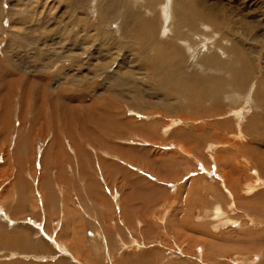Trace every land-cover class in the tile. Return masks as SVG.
Wrapping results in <instances>:
<instances>
[{
    "label": "rangeland",
    "instance_id": "obj_1",
    "mask_svg": "<svg viewBox=\"0 0 264 264\" xmlns=\"http://www.w3.org/2000/svg\"><path fill=\"white\" fill-rule=\"evenodd\" d=\"M175 1L177 3V0ZM214 1L216 0H207L210 4H215ZM117 2L118 0H81L77 5L75 0H0V74L14 72L22 84L27 85L30 83L25 78L44 76L42 82L40 81L43 86L39 85V94H36L40 101H36L34 95H27L23 89L27 85L22 86L19 81L15 82L17 84L12 80L0 83V234H9L11 240L14 239L9 245H6L4 240L0 241V264H96L95 261H100L106 254L103 250H95L98 253L94 251L95 239L99 240L96 235L98 232L105 238V248L114 253V261H127L126 259L142 256L145 251L159 256L160 251H163L166 256L163 259L177 257L184 262L186 258L183 252L187 248L186 240L183 239L185 228L191 227L193 221L202 225L204 230L198 231L203 233L202 235H195L198 236L196 239L201 237L199 250L205 253L203 245L206 248L209 244L214 245L215 256L219 253L216 247L219 249L222 246L219 249L222 252L218 255L226 256L224 250L229 247L231 250L227 249V254L233 257L231 251L235 248L237 251L241 249L246 259L258 254L260 258L256 264H264V241H261L264 240V187L258 188L250 195L245 193V183L251 182L253 175L258 173L264 177V129L248 123V119L253 115H257L256 118H264L261 107L250 109V115L248 114L247 121L243 124L244 134L248 133L245 140H232L242 146L241 151L235 150L236 146L234 148L232 141V146L226 145L223 150L217 144L215 161H212L203 147L207 143H224L223 141L227 142L232 138L228 133L235 132V118L232 116L234 113L228 115L227 112L235 106H243L241 101L238 103L236 100L234 104L229 102L228 106H224L226 110L219 113L220 116L212 115L205 123L198 121L190 125L189 120L194 118L183 105L171 112L151 104L147 108L157 116L150 117L144 108L137 112L133 104H125L124 100L118 98L117 92H108L104 97L105 101L114 100L120 107L116 112L121 114L122 118L141 126L140 128L143 127L145 131L131 130L120 136L106 138L99 133L101 139L105 138L101 141L102 147L84 143L81 137H77V130V133L73 132L74 137L65 133L63 124L59 121L61 115L70 116L73 112L82 113L85 110L83 114H86L90 105V99L88 102L77 100L78 103L72 95L83 93L90 87L92 94L115 88L117 85L114 81L104 78L106 74L113 72L117 79L125 73L130 74L131 70V79H141L144 83L149 80L146 73L152 60L138 57L140 51L147 53L148 46H132L130 32L123 30L124 20L121 18L124 14L121 12L117 20L122 21L121 30L115 32L113 27L103 28V24L115 19L116 13L127 10L131 12V0H119V6ZM218 2L221 6L232 9L234 14L249 13V16L255 15L254 20L262 17L259 4L261 0ZM135 5L136 10H139L140 5ZM104 11L106 14H103ZM106 15L110 17L107 18ZM82 25L88 27L83 28ZM150 25L152 31L146 34L155 42V39L158 40L155 35L158 34L157 29L160 26L157 21L154 22L153 16ZM102 30L103 33H100ZM74 35L81 36L80 40L85 41L87 36L90 37L89 43L74 41L77 39ZM30 38L35 41L34 47L25 46V41ZM205 39H211V36ZM162 41L169 43L166 38ZM43 51L47 53L45 60ZM35 54L38 60L35 59ZM152 56L149 59H152ZM48 60L52 63L51 67L39 69L44 67ZM78 61L80 63L74 66ZM174 65L175 68L172 67ZM191 65L192 59L184 65L183 72L178 71V64L174 63L165 62L161 68L166 69L168 66L173 83L180 82L185 86L188 84L194 91L203 89L211 75H221L209 71L201 73L199 68L196 71L197 67ZM245 78L246 85L239 89L243 94L249 92L246 90L255 81L247 80L246 73ZM147 85L144 87L143 101L151 103V94L162 93L148 88ZM116 88L119 89L118 86ZM65 92H68V96L70 93L72 98L66 96ZM256 96L260 101L261 93H256ZM153 101L160 103L161 99ZM168 101L170 105L191 102L184 96H171ZM221 101L224 102V99L221 98ZM164 102L166 100L162 101ZM255 104L257 106V102ZM199 106L202 107L200 104ZM193 112L196 114L195 110ZM35 113L37 120L33 124ZM171 118L183 120V123L176 130L173 128L168 134H163L162 126ZM215 120L219 123L224 120L226 124H230L227 131L196 130ZM75 142L79 144V151L73 147ZM244 144L248 145L247 148L243 147ZM122 147L130 149V155L134 158L130 159V155L122 153ZM45 154L49 157H45ZM135 156L138 158L136 161ZM53 158L55 166L52 164ZM83 162L84 173H79L78 164ZM145 164H149V168H145ZM156 174L162 177L158 178ZM222 180L230 191H238L240 195L243 192L246 195L242 194L237 200L242 209L240 212L250 208L247 211L249 216L262 222V225L215 229L208 217L198 220L194 218L198 213L210 210L216 201L225 200ZM53 191L57 194L54 201L53 197L48 195ZM215 192H219L220 197H215ZM38 193L47 194H42L48 202L45 203V209L36 204V199L40 197ZM224 202L226 203V200ZM192 211L194 216H191ZM235 214L230 215L235 218ZM10 219L15 222L13 225ZM33 221L41 224L33 225ZM243 232L251 233L246 235ZM254 237L257 241L259 239V243ZM238 238L249 239L250 242L247 241L250 244L240 243ZM193 244L197 243L192 242L190 245L187 264H205L200 262L202 258L196 255L197 247ZM10 252L20 254L16 256ZM213 258L216 260V257ZM205 260H208L209 264L215 263L209 256ZM217 262L230 264L228 261Z\"/></svg>",
    "mask_w": 264,
    "mask_h": 264
},
{
    "label": "bare ground",
    "instance_id": "obj_2",
    "mask_svg": "<svg viewBox=\"0 0 264 264\" xmlns=\"http://www.w3.org/2000/svg\"><path fill=\"white\" fill-rule=\"evenodd\" d=\"M80 1L81 0H75L77 5L79 4ZM140 1H141V3H140ZM250 1H252V0H250ZM117 3H118V5L117 4L116 5L119 6V0ZM131 3L133 4V6L131 5L132 6L131 12H130V10H127V11H120V12L116 13V16L114 19L115 25L117 26L116 31L118 32L119 30H121V23L120 22H122V21L118 22L117 20H118V18H120V14L122 12L124 14L123 17H125V19H124L121 16L122 17L121 19L124 20L123 30H125V32H130V37H131V39H133V43H131L132 46L134 44H136V46H139V47L141 46L142 48H144L145 46H148L147 53L144 51H140L138 57L141 56L140 59L144 58L147 61L152 60L149 67H148L147 73H146L147 76L149 77V80L146 83H144V81L142 82L141 79H137V80L131 79V77H132L131 76V73H132L131 70L129 71L130 74L125 73V75H123L121 77L119 76V79H117L115 77L116 75L114 72L113 73L110 72L111 74H108V75L106 74L104 78H106L107 80L109 79L111 81H114V83L119 87V89L116 88L117 86H114L115 88L111 87V89L109 91L105 90L104 92L103 91L100 93L95 92L94 94H92L91 89H90L91 87H90L89 89H87L83 93L81 92L78 95L77 94L72 95L74 97V99L76 98L75 101L78 100V101H85V102L87 101L88 102V100L90 99V102H89L90 105H88V108H87L88 112L86 114H83V113H85V111H86L85 110L82 113L73 112L74 114H72L70 116H67L66 114L61 115V118L59 119V121L63 124L62 127L64 128V131L67 134V136L72 137L73 132H76V130H77L78 131V133L76 132L78 134L77 137H79V139L82 138L84 143L88 142L93 147L94 146H101L102 147L103 145H102L101 141H103V139H105L106 137L120 136L121 134H123L127 131H131V130L135 131V132H139V131L143 132V130H144L143 127L140 128L141 126H137L135 123L122 118V115L121 114L119 115V113L116 112L117 108L119 106L115 103L114 100L105 101L104 97L106 96V94H108V92L109 93H116L117 92V97L124 100L125 104H133V108L136 109L137 112L139 110H141V108L142 109L144 108L143 110H145L147 112V115H149L150 117H156L157 116V114H155V112H151L147 108L151 104H155L158 107H161L162 109H164L165 111H171V110L174 111V109H180L181 105H183L191 112V114L194 118V119L189 120V123L191 122L190 125L192 123L194 124L195 122H198V121H202L205 123L210 118V116H212V115H215V117L220 116L219 113H222L221 111L226 110V108H224V106H228L229 102L234 104V103H236V100H238V103H239V101H241L240 103L243 106L240 105L241 107L237 108L239 106L237 104L238 106H235V108L233 107V109H231V111H229V112H227L228 110L226 111L228 115H230V113H234L232 116L235 118V123H233V126H234L233 128H235V132H233V133L230 132V134L228 133V135H230V137H232V138L228 139L227 142L223 141L224 143H213V142L207 143L204 145L203 149H206V151H207L209 157L212 159V161H215L214 153H216V151L218 150V147H217L218 145H220V147H221L220 149L223 150V148H226V145L227 146L231 145L233 142L235 144L234 148L236 146L235 150L237 152L241 151L242 146H239V144H237L238 142L235 143V141H236V139L242 140L248 135L247 132H246V135L244 134L245 131H244L243 124L246 123V121H247L246 119L248 118V114L250 113V109L252 107H261V111L264 113V0H261V3H259L260 8H262V11H260V15L262 17H260V19H257V20H254L255 15L249 16L248 15L249 13L234 14L232 9L230 10V8H228V7L226 8L224 6H221L220 2H218V0L214 1L215 4H210L209 2H207V0H177V3L175 0H131ZM243 3H245V2H243ZM108 4L111 5L110 2ZM135 4L140 5V7L138 8L139 10H136L137 6ZM126 9H127V7H126ZM128 9H129V7H128ZM100 14H101V12H100ZM103 14H106V12L104 11ZM108 16H107V18H108ZM151 16H153L154 22L157 21L159 23V26H160V28L157 29L158 34L155 35L156 38H158V40L155 39V42H152L150 40L151 38L149 39V37H147V34H146V32L152 31L150 29L151 28V25H150ZM112 21L113 20H111V21L109 20L107 22H108V24H110V22H112ZM79 23H81V22H79ZM82 26H83V28L88 27V26H84V25H82ZM155 29H156V25H155ZM86 32L88 33V31H86ZM98 32H99V30H98ZM100 33H103V30ZM121 33H123V32H121ZM135 34H138V35H135ZM125 35H126V33H125ZM74 36H76V38L78 37L77 35H74ZM208 36H211V39H205V37H208ZM25 38H27V37H25ZM164 38L168 39L169 43L162 41V40H164ZM77 40H80V39L78 38ZM74 41H75V39H74ZM80 41L84 42L85 40L82 39ZM25 42H26L25 46L28 45L29 47H34V44H35L34 39L30 38V40H26ZM176 43H178L179 46L181 45V47H179ZM75 44H77V43H75ZM133 47H135V46H133ZM181 48H184V50L182 51ZM138 50H141V49H138ZM228 52L231 55L226 54ZM46 54H47L46 51L42 52V55L45 56V57H43L44 60L46 58ZM39 56H41V54H39ZM150 56H152V59H149V58H151ZM35 59L38 60L37 54H35ZM191 59H192V65L194 64V66L197 67L196 71L199 68L201 70V73H203L204 71H209L212 73H221V75L220 74L219 75H211L210 74L212 77L211 76L209 77L205 87L203 89L201 88L200 90L194 91V90L189 88L188 84H187L188 86L187 85L185 86V84L180 83V82L173 83V80L171 79V77L169 75L170 69H167L168 66L166 67V69H165V67H164V69L161 68V65L164 64L165 62H167V64L174 63V64H178V71L183 72L184 65L189 63V61H191ZM79 63H80L79 61L75 62L74 66L78 65ZM51 65H52L51 61L48 60V61H46L45 66L42 68H39V69L43 70V69L51 67ZM240 65H242V66H240ZM79 67H81V66H79ZM172 67L175 68V65ZM93 68L95 69V67H93ZM176 68H177V66H176ZM171 71H172V69H171ZM209 72H206V73L209 74ZM245 73L248 74L247 80H249V81L255 80L251 84L250 88L249 87H248V89L246 88L247 90L244 89L246 91H249V92H247L248 94L246 92H245V94H243L244 92L243 93L239 92V89H241L242 86L246 85L245 84V79H246ZM92 75H93V73H92ZM42 76L43 75H40V76L37 75L36 78H33V77L32 78H25V79H28V83H30V85H27V83L22 84V82L19 80L17 75L14 74V72L12 74L11 73H8L5 75L0 74V83H3L4 80H12V81H14L13 82L14 84H17L15 82L19 81V83H21L22 86L27 85L26 88H23L24 92L30 96L34 95L35 96L34 98H36V101H37L39 99H38V97H36L37 96L36 94L37 93L39 94L38 88H39V85L40 86L42 85V84H40V81L42 82V80H43ZM133 76H134V73H133ZM145 84L149 85V86L147 85L148 88H151L154 91H160L162 93V94H155L154 93V95L151 94L152 95L150 98L151 103H147V101L145 103L143 101V93H144ZM45 85H46V83H45ZM95 85H97V84L95 83ZM42 91L45 92V90L43 88H42ZM259 92L262 95L260 98V101H258L259 97L256 96V93H259ZM65 95L68 96V92H65ZM75 95H77V96L75 97ZM124 95H127V96L123 97ZM157 95H161V96L157 97ZM69 96H70V93H69ZM72 96H70V98H72ZM171 96H179V97L184 96V97H186V99L188 101H191V102H189V103L188 102L175 103V104L170 105L168 98H170ZM158 98L161 99L160 103L153 101V100L158 99ZM221 98L224 99V102L221 101ZM165 100H166V102L162 103V101H165ZM255 102H257V106H256ZM199 104L202 105V107L199 106ZM0 105H1V101H0ZM84 105H86V104H84ZM136 106L138 108H136ZM36 107H38V106H36ZM218 108H220V110H217ZM39 109H40V107H39ZM193 110H195L196 114H194ZM37 111H38V109H37ZM37 111H36V113H37ZM182 111H183V109H182ZM36 113L34 115L35 117L32 120L33 124L37 120V116H36L37 114ZM256 117H257V115L251 116L248 119V123L250 125H259V127L261 126V128L264 129V118H256ZM216 119H218V118H216ZM227 120H228V118H227ZM182 123H183V120H180L177 118H171L168 122H166L162 126L161 131L163 134H168V132H170L171 129L175 128V130H176V128H179L178 126H181ZM227 125H228V123L226 124V122L224 120L221 121V123H219L218 120H217V122L215 120L214 122L213 121L209 122L208 126L198 127V128H196V130H199V132H208L209 130H214V131L218 132V129H220L221 131L225 129L227 131L230 124L228 126ZM219 127H221V128H219ZM191 128H193V126ZM76 133H74V134H76ZM99 133L105 138L101 139V137H100L101 135L100 136L98 135ZM144 135H146V134H144ZM185 137H187V136H185ZM189 138H190V136H189ZM233 139H235V141H232ZM247 142L248 141H246V143ZM247 144L249 145L250 142H248ZM247 144H244L243 147L247 148V146H248ZM212 145H214V146H212ZM215 145H217V146H215ZM73 147H74V149H78V151L80 150L79 144H77L76 142H75V145ZM180 147H182L181 144H180ZM180 147H179V149H180ZM123 149L124 150L122 151V153L128 154V155L131 154V152L129 151L130 149H128V148H123ZM181 149L183 150V148H181ZM185 152H186V150H185ZM186 154L188 155V153H186ZM45 157H49V155L46 156V154H45ZM133 158H134V156L130 155V159H133ZM137 159L138 158L136 157L134 161H136ZM54 162L55 161L53 158L52 164ZM53 165L55 166V163ZM82 167L85 168L84 162L81 164L80 163L78 164L79 173L80 172L84 173V170H82ZM144 167L149 168V164H145ZM61 174L62 173H60L59 176H61ZM156 176L158 178L162 177V176H159L158 174H156ZM253 176L254 177H253L251 182L249 181V182H247V184L245 183L246 195H250L253 191L257 190L258 188L264 187V177L259 176L258 173L253 175ZM221 182H222L221 185L223 186L222 192L225 193L223 195V198H225L226 203L224 202L225 200H222V201L218 200L215 202V204L212 206V208L210 210L205 208L206 211H209V213L206 211L205 212L202 211V213L200 212V213H198V215L195 214L196 216H194L193 215L194 213L192 211L191 216L193 215L196 220L200 219L201 217H205V216L208 217V219L211 220L212 227L215 229H219V227H221L223 229V227L226 228V227H233V226H240V225H249V226L256 225L255 227H257V225H262V222L257 221L254 218L252 219L249 216V213L247 211L250 208L248 210H246L245 212L244 211L240 212V211H242V209H240V207L238 206L237 200L239 199V197H241L242 194L244 195V193L242 192L240 195L238 191H230L226 187V185L224 184L223 180ZM18 184H19V182H18ZM21 185H23V184H21ZM21 188H22V186H21ZM54 193H55L54 191L50 194H48V192H47V194L49 196L53 197V201L56 199V196H57V194L56 193L54 194ZM215 193H217L216 195H214L215 197H217V196L220 197L219 192H215ZM42 194H46V193H42ZM42 194H39L40 195L39 198L37 197L38 199H36V204H37V206L41 205L42 206L41 208L45 209L46 208L45 203H48V202H46V198ZM246 195H244V196H246ZM36 204H34V205H36ZM233 213L234 214L236 213L235 218H233V215H232V217L230 215ZM63 215L64 214L62 213V216ZM5 218L9 219L8 217H5ZM262 220L264 221V219H262ZM125 222H126V220H124V223ZM190 222H191V220H190ZM10 223L13 225L15 222L13 220H11ZM35 223L39 224V225L41 224L40 222L37 223L36 221H33V225ZM191 223L193 224V225H191V227H187V228L184 227L186 229V233L184 234L183 239L186 240L185 243L187 245V248L183 252L184 253L183 256H185L187 261L184 260V262H183V260L181 261L177 257L176 258L174 257V259L165 260L163 258H165L166 256H165L163 251L162 252L160 251L159 256L148 253L147 251H145L142 254V256L134 257V258L132 257V259L131 258L126 259L127 261H125L123 259H121L122 261L118 260V262L114 261L115 260V259L113 260V258H114L113 254L114 253L112 254L111 250L108 251V248H105V240H104L105 238L103 239L100 232H98V230H96V232H98L96 235H97V238L99 240L97 241L95 239L96 242H95V245L93 246L94 251L95 250H97V251L103 250V252L106 254H105V257L103 259H101L98 262L95 261V263L96 264H187V262H188V259H187L188 254L187 253H189L191 251L190 245L192 242L197 243V244H195V245L193 244V245L195 248L197 247L196 248L197 249L196 255H198L199 258H202V260L200 261L201 263L204 262L205 264L206 263L209 264L210 262H208V260H205V258H207L208 256H209V258L212 259V262H215L214 264H218L217 261H228L230 264H256L258 262V260H259L258 258H260L258 254H255L253 257H250L251 259H248V258L246 259L245 256L243 257L244 251L241 249H238V251H237L236 248H235V250H233V252L231 251V253H233L232 256L233 255L234 256L230 257L231 254H227V252H229V251H226L227 249H230V248L227 247L226 245H224V243H223V245L227 247V248L225 247L226 249L224 250V252H226V256L218 255L220 252H222V251H219V249L222 246L219 247V249H218V247H216L217 248L216 250H218L219 253L217 252L218 254L216 253L217 255L214 256L213 248L215 246L210 245V244L207 246V248L203 245V248H204L203 250L205 251V253H204L203 251L199 250V249H201V248H199L201 243H200V245H198L199 241H201L200 240L201 237L196 239V237H198V236H195L197 234H199V236L203 234L201 232H198V231H204L203 227H202V225H198V223H195L194 221ZM187 225H189V224H187ZM246 227H248V226H246ZM133 228H134V226H133ZM244 229H246V228H244ZM251 230H253V229H251ZM244 233L245 232H243V234ZM250 233L248 232L245 234L247 235ZM213 235L216 236L217 234L216 235L213 234ZM218 236L220 237L219 234H218ZM248 236L251 237V235H248ZM211 239H213V238L211 237ZM216 239H218V238H216ZM222 239L225 240V238H222ZM253 239H255V237ZM256 239H255V241H257ZM1 240L6 241V242L3 241L4 243H7L6 245H9V243L14 242V239L12 241L11 236L9 234H6V233L0 234V241ZM51 240L54 241L53 239H51ZM100 240L102 241V243ZM247 240L249 241V239H247ZM247 240H246V238L245 239L241 238L237 241L240 243H244V242H248ZM250 240H251V238H250ZM232 241H233V239H232ZM232 241H231V243H232ZM237 241L235 240V242H237ZM261 241H264V240H261ZM220 242H221V240H220ZM257 242L259 243V239ZM257 242H256V246H258ZM133 243H135V242H133ZM252 243H253V241H252ZM135 244H137V243H135ZM253 245L254 244H252V247L254 248ZM65 246H66V244H65ZM233 246H235V245H233ZM259 248H260V246H259ZM245 249H247V248H245ZM154 251L156 252V250H154ZM154 251H152V252L155 253ZM1 253H2V251L0 252V254ZM96 253H98V252H96ZM240 253H241V255H238ZM10 254L16 255V254H20V253L10 252ZM94 255H96V254L94 253ZM175 255H177V254H175ZM227 255H229V257ZM203 256H205V257H203ZM213 257H216V260ZM171 258H172V256H171ZM94 259H95V257L92 258V260H94ZM200 262H198V263H200ZM262 263L263 262H261V264ZM14 264H15V262H14Z\"/></svg>",
    "mask_w": 264,
    "mask_h": 264
},
{
    "label": "crops",
    "instance_id": "obj_3",
    "mask_svg": "<svg viewBox=\"0 0 264 264\" xmlns=\"http://www.w3.org/2000/svg\"><path fill=\"white\" fill-rule=\"evenodd\" d=\"M92 22V21H91ZM114 22V20L112 21V22H110V24H108V22L107 23H105V24H103V28H107V29H109L108 27H113L114 28V30H115V32H116V29H117V26L115 25V22ZM92 24H93V22H92ZM68 29H71V28H68ZM89 32V31H88ZM81 37V36H80ZM80 37L78 36L77 37V39L79 38L80 39ZM87 38L88 39H86V43H89L88 41L90 40V37H88L87 36ZM77 39L75 40V41H77ZM92 39V38H91ZM85 42H83V43H85Z\"/></svg>",
    "mask_w": 264,
    "mask_h": 264
}]
</instances>
